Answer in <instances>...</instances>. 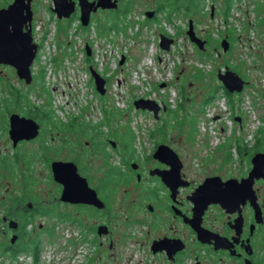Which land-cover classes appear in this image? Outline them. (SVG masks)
Instances as JSON below:
<instances>
[{
	"label": "rangeland",
	"instance_id": "1",
	"mask_svg": "<svg viewBox=\"0 0 264 264\" xmlns=\"http://www.w3.org/2000/svg\"><path fill=\"white\" fill-rule=\"evenodd\" d=\"M41 1L38 0L39 5ZM210 3L216 6L213 17L209 14ZM222 3V0H202V11L192 16L172 11L166 26L162 21L166 20L167 11L159 14L156 21H146L140 15V23H120L118 30L109 32L104 30L103 21L100 24L97 20L102 34L94 37L91 33L92 38L86 39L93 46L90 59L84 51L81 59L76 60L78 56L63 47L58 59L71 55L75 65L61 76L57 74L58 67L49 72L43 45L45 41L49 44L54 41L47 39L42 42L40 59L33 63L32 84L25 86L12 75L11 84L24 97L15 102L0 91V264H17L13 257L23 253L32 256L27 264L34 262L31 251L12 256L4 250L13 235H16L13 244L38 236L39 257L46 258L43 262L39 260V264H80L72 246L76 228L66 216L71 209L68 205L59 208L53 205L58 187L50 163L81 160L84 170L90 166L87 169L92 177L104 175L101 154L94 149L98 141L95 130L104 132L103 144L107 143L106 138L118 143L122 140L136 153L147 152L155 142L166 143L196 169L203 162L206 170L215 171L228 154L239 161L237 146H250L264 126V5L259 6L254 0H231L225 15ZM130 4L135 12L142 11L151 6V0H131ZM190 17L200 37L210 38L204 50L193 46L185 35ZM169 29L175 32L174 45L166 53L168 50L159 46V36L167 35ZM93 30L96 32V27ZM226 33L232 37L233 45L231 52L223 53L220 41ZM227 63L245 76L250 85L230 98L218 88L214 98L205 104V97L221 86L216 73ZM89 65L98 71L101 66L104 72L101 75L108 78L103 96L94 92ZM138 98H151L167 110H160L155 118L151 111L134 107L133 101ZM86 101L87 105L81 107ZM28 105L48 111L51 119L37 118L40 137L13 147L8 135V114L25 115ZM76 112L80 122H87L86 135L76 137L65 129L64 123ZM259 138L264 146V135ZM105 151L111 153V148L105 147ZM28 203L32 207L38 204L42 212L53 208L55 214L58 210L64 216L40 213L27 218L30 215L24 208ZM9 219L18 222L17 229L8 227ZM20 231L27 235L20 239Z\"/></svg>",
	"mask_w": 264,
	"mask_h": 264
},
{
	"label": "flooded vegetation",
	"instance_id": "2",
	"mask_svg": "<svg viewBox=\"0 0 264 264\" xmlns=\"http://www.w3.org/2000/svg\"><path fill=\"white\" fill-rule=\"evenodd\" d=\"M13 1L0 0V9L6 8ZM87 1L92 4H87L84 10L95 6L98 2V0ZM111 1L115 2V7L99 6L91 9L88 13V23L83 25L80 18L83 6L81 7L79 0H66L64 4L71 5L72 9L68 17L61 18H58L53 11V0H42V5L38 4V0H22L23 5H29L31 16L30 21L23 24L22 30L16 32L22 35L30 28L32 42L36 44V54L30 66L31 82L27 84L23 79H19L10 63L0 61V91L8 95L10 91L16 89L11 84L13 74L25 86H29L34 81L33 63L39 50V42L34 39V27L38 22L42 21L44 28L48 23L53 22L56 41L61 45L74 22L77 23L79 34L86 35L91 28L96 27V32L94 30L96 37L102 34L99 30L101 27L97 26L98 22L101 24L103 21L105 31H115L118 30L120 23L121 25L127 24L128 21L140 23V15L147 21H156L159 14L167 11L166 20L171 19L174 7L171 0H151L150 7L135 12L133 5L130 4L131 0ZM111 1H107V4ZM201 1L182 0L183 5L179 12L192 16L202 11ZM222 2L224 14L227 0ZM187 3L190 5L189 8ZM254 3L262 6L264 0H254ZM215 9L216 6L210 3V17H213ZM23 13L26 14L25 9ZM148 14L151 16L148 17ZM190 19L192 18L187 20V29ZM14 33L12 24L0 25L1 52H11L7 43ZM195 33L200 37L197 30ZM208 38L205 36V39H201L205 40L206 44ZM224 38L229 42V48L225 52H231L232 37L226 33L222 39ZM192 45L196 47L195 44ZM86 56L90 59L91 50L90 55L86 54ZM90 67L92 66L89 65L88 68ZM226 67L228 66L224 64L223 70L218 71L223 72ZM240 76L248 85L249 81L246 77ZM102 77L106 86L108 78L103 75ZM221 87L222 90H226L222 84ZM36 107L28 105L25 115L21 114V116L30 117L28 110ZM11 113L9 112L8 115L10 116ZM35 120L38 122L37 119ZM72 121L82 126L78 129H69L68 132L75 134L76 137L88 134L87 122H80L79 118H70L64 125ZM40 130L41 125L35 138L19 140L15 146L12 139L10 137L9 139L12 146L16 147L37 140L40 137ZM95 132L98 135L95 139L98 140V144L94 143V149L101 154L100 167L104 166V175L92 177L88 172L90 166H86L85 171L81 166V160L69 162L76 165L78 174L95 191L97 203L60 200L63 186L55 181L58 196L53 205L57 208L68 205L71 209L66 216L70 217V222L76 228L73 230L75 236L72 238V246L75 260L80 259V264H264V171L261 170L260 173L252 171V157L255 153H264V146L255 149L254 140L250 146L243 145L247 148L243 154L237 151L236 158L239 161L233 160L230 156L222 161L215 171H208L203 162L197 164L198 169L189 166L183 161L181 154L166 143L163 144L177 153L180 162L170 157L166 158L167 161H162L153 156L157 146L162 142H155L147 152L138 150L137 154L131 152L130 147L122 140L119 144L106 138L104 140L107 143L103 144L101 138L105 135L104 132L100 130ZM105 147L111 148L114 156L106 152ZM250 173L251 179H247ZM243 179H247L246 182H241ZM31 204L28 203L26 207L32 208ZM35 207L38 208V204ZM60 213L57 210L56 215L64 216ZM10 220L8 227L12 228L9 226ZM15 222L17 226L12 229L18 227V222ZM115 226L118 227L117 231ZM9 242L13 244L15 241L11 242L10 239ZM8 246L6 245L5 248ZM39 252L40 246L33 264L40 263Z\"/></svg>",
	"mask_w": 264,
	"mask_h": 264
},
{
	"label": "water",
	"instance_id": "3",
	"mask_svg": "<svg viewBox=\"0 0 264 264\" xmlns=\"http://www.w3.org/2000/svg\"><path fill=\"white\" fill-rule=\"evenodd\" d=\"M104 1H106V3H104ZM107 1L111 0H98L95 6L84 10V7L87 4L92 3H88L87 0H79V4L81 5V7L83 6L80 16L82 24L87 25L88 13L91 9H96L99 6L101 8L115 7L114 1H111V3L109 4H107ZM21 2L22 0H14L6 8L0 9V25L10 23L15 30V33L11 37V40H9L7 43V46L9 47V49H11V52L5 53V51H0V61L4 63H10L15 68L18 78L23 79L27 84H29L32 77L30 66L36 54V44L32 42L30 28L26 32H23L22 35L20 33V35L17 34V32H19V29L22 30L23 24H26L30 21L31 16L29 5H23ZM65 2L66 0H53V11L57 14L58 18L69 16L72 6H66L64 4ZM24 9L26 10V14L23 13ZM150 16L151 14H148V17ZM186 35L190 42L195 44L198 49H204L205 40L196 35L192 19L188 21V29L186 30ZM172 43L173 38L164 34H160L159 46L161 49L169 50L170 44ZM220 46L223 52L228 50L229 42L226 38L221 40ZM85 50L86 54L90 55V47L88 45H86ZM123 58L124 57H122L119 61L120 64L123 62ZM89 69L96 91L100 95H104L106 92L105 79L92 67H90ZM217 79L229 93H239L247 84V82L239 74L231 70L229 67H226L223 72L218 71ZM160 86L163 87L164 83H161ZM133 105L136 109L151 111L155 118H158V113L160 110H166L165 105L160 106L153 99L138 98L133 101ZM39 129V123L31 117L21 116L18 113H11L9 116L8 134L10 139H12L14 146L19 140H31L35 138L39 133ZM153 156L162 161H167V159L170 157L180 162L177 153L173 151L168 145L163 143L157 146ZM252 162L253 172L260 173L261 170L264 171V153H255L252 157ZM50 169L53 180L61 183L63 186L60 200L71 202L97 203L96 201H98V198L96 197L95 191L91 189L87 185L86 180L78 174L76 165L73 162L53 160L50 163ZM251 175L252 174L250 173L247 179H251ZM247 179H243L241 180V182L244 183ZM229 182L230 181H228V183ZM9 226L12 228H16L17 223L10 220ZM15 238L16 235H13L11 238V242H14Z\"/></svg>",
	"mask_w": 264,
	"mask_h": 264
},
{
	"label": "built area",
	"instance_id": "4",
	"mask_svg": "<svg viewBox=\"0 0 264 264\" xmlns=\"http://www.w3.org/2000/svg\"><path fill=\"white\" fill-rule=\"evenodd\" d=\"M230 20H232V19H230ZM162 22H163L162 24H164L165 26H166V24H168L167 20H164ZM91 29L86 35L85 34H79L78 29H77V23L74 22V23L71 24V27L69 28V30L65 34V36H64L65 38H63V42L61 43V45H59L57 43V41H56L54 23L52 22V24L48 25V27L46 25V27L44 28V26L42 24V21L38 22L35 25V27H34V39H35V41L39 42V50L37 51V57H36L35 61H37L38 58L40 59L41 51H42V42L47 40V39L53 40L54 42L51 43V44H49L48 42L45 41V45H43V46H44L46 52H45L43 57H44L45 60H48V62L50 64V66H48L49 72H51L52 70L54 71L56 69V67H58L57 74L59 76H61L62 74H65V72L67 70H69L72 66L75 65L72 62L73 58L71 57V55H68L67 56L68 58L63 55V57L58 59V55H60L61 52H64L63 51V47H65L66 49L68 48L69 53L73 54L74 57L78 56V58L75 57L76 60H78V59L80 60L82 55H83V52L85 51V46H86V43H87L86 42V36L89 34L88 37L92 38L91 33L94 34L93 28H91ZM167 33H168L167 36H169L171 38H173V36L175 34V32L172 31L171 29H169ZM80 42H83V44H81ZM88 45L90 47L91 56H92L93 46L90 45V44H88ZM173 45H174V39H173V43L170 44V48H169V50L166 53L171 51V49L173 48ZM57 62H58V64H57ZM98 68H100V71H98V70H96V71L100 75H101V73H104V72H101L102 71V67L101 66L98 67ZM37 69H38V71H40L41 70V66L38 67ZM33 70H34V66H33ZM90 78H92L91 74H90ZM92 81H93V79H92ZM93 84H94V82H93ZM93 89H94V92H95L96 90H95L94 85H93ZM93 89L92 88L90 89V93L91 94L93 93ZM146 99H151V98H146ZM89 100H91V99H89ZM86 105H87V101H86L85 105H83L81 107H85ZM160 106H162V105H160ZM72 116H74V117H70V118L78 117V112L73 113ZM39 259H40L41 262L46 260V258H41V257H39ZM12 260L15 261L17 264H27L28 261H30V260L32 261V256H29V255H26V254L23 253V254L16 255L15 257H13ZM31 264H32V262H31Z\"/></svg>",
	"mask_w": 264,
	"mask_h": 264
},
{
	"label": "trees",
	"instance_id": "5",
	"mask_svg": "<svg viewBox=\"0 0 264 264\" xmlns=\"http://www.w3.org/2000/svg\"><path fill=\"white\" fill-rule=\"evenodd\" d=\"M230 0H227L226 2V8H225V15H227V10L230 8L231 4H230ZM182 0H174L173 2V9L172 11H180L181 7H182ZM187 7L189 8L190 5L187 3ZM210 38H208L209 40ZM229 63L225 64V66H228ZM232 70H234L235 72H237L239 74V72L236 70L235 67H230ZM241 75V74H240ZM221 87V86H220ZM220 87H216V88H213V90L205 97V99L203 100V102L206 104V103H209L213 98H214V93L216 92V90ZM222 88V87H221ZM224 91V94L225 96H227L228 98H230L232 96V94L228 93L226 90H223ZM9 96L11 98L14 99L15 102H18L21 98H23L24 96L20 93L19 90L17 89H14L12 91H10V94ZM181 105V103L179 104ZM28 116L34 118V119H37L39 118L40 120L42 119H51V114L48 112V111H43L41 110V108L39 107H36V108H30L28 110ZM39 120V121H40ZM76 121H72L70 122L69 124H65V129L69 130V129H78L76 128ZM258 133H259V136L255 139V142H254V148L257 149L259 148L262 144H261V138H259L261 135H264V126L261 127L259 130H258ZM237 149H238V152L240 154H243V152L247 149L246 147H244L243 145H239L237 146ZM227 157H230V154L227 155ZM25 212H28L30 216H28L27 218H30L32 216H35L37 214H40V213H50V214H55V211L54 209H50V208H47L45 209V212H42L41 211V208L38 207H32V208H24ZM52 211V212H51ZM56 215V214H55ZM1 221V220H0ZM22 234V235H21ZM27 234L25 233H22V231L19 232V237L20 239L23 238V236H25ZM4 250H6V252L10 253V255L12 256H15L17 253L19 252H23V251H31L33 256H34V259L36 260L37 259V256H38V250H39V239H38V236L37 238H29L27 239L26 241H22L21 243H16V244H9L8 247L4 248Z\"/></svg>",
	"mask_w": 264,
	"mask_h": 264
}]
</instances>
